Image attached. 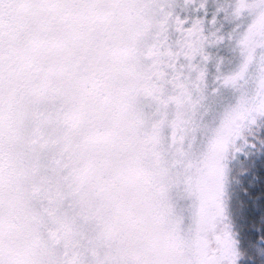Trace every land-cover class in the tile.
<instances>
[{"label": "snow or ice", "instance_id": "snow-or-ice-1", "mask_svg": "<svg viewBox=\"0 0 264 264\" xmlns=\"http://www.w3.org/2000/svg\"><path fill=\"white\" fill-rule=\"evenodd\" d=\"M113 67L116 94H99L104 103L92 105L89 123L114 115L143 149L149 194L170 221L185 165H199L235 122L223 148L218 218L199 236L185 223L161 245L76 223L90 210L81 199L90 185L75 174L64 137L78 126L81 97L110 80ZM258 156L264 0H0V264H254L264 234L245 247L224 197L234 167L255 168ZM262 179L254 175L250 186Z\"/></svg>", "mask_w": 264, "mask_h": 264}, {"label": "rangeland", "instance_id": "rangeland-1", "mask_svg": "<svg viewBox=\"0 0 264 264\" xmlns=\"http://www.w3.org/2000/svg\"><path fill=\"white\" fill-rule=\"evenodd\" d=\"M119 75V68L113 67L110 80L90 85V91L81 97L82 115L78 126L64 137L66 146L76 156L75 174L83 178V183L90 185L89 192L81 197L89 201L90 210L78 213L76 223L82 228H95L103 224L113 238L139 237L161 245L171 240L185 223L195 226L199 236L212 227L213 221L218 218L223 148L235 122L225 125L200 158L199 165L195 160L185 165L190 174L184 179L183 190L174 193L176 219L170 221L158 212V205L149 194L151 173L143 149L125 136L114 115L108 116L97 126L89 123V118L97 115L92 105L98 101L104 103L99 94L115 96V82ZM226 82L233 83L231 80ZM76 91L79 92V88ZM240 159L243 161L244 158ZM249 165L244 163L243 166L238 164L234 167L224 197L230 213L232 210L234 219L239 222L245 218L240 207L243 205L241 197ZM172 209L170 205L169 212ZM189 210L191 219L186 221ZM11 229L19 231L15 224L11 225ZM30 238L25 233L21 240L27 243ZM258 264L263 263L258 261Z\"/></svg>", "mask_w": 264, "mask_h": 264}, {"label": "trees", "instance_id": "trees-1", "mask_svg": "<svg viewBox=\"0 0 264 264\" xmlns=\"http://www.w3.org/2000/svg\"><path fill=\"white\" fill-rule=\"evenodd\" d=\"M255 160L256 167L250 168L249 165V169L244 177L245 182L243 186L245 187L241 201L243 203L242 212L244 213L245 218H243L244 220H242V222H239L238 219H234L235 229L240 232L245 247H247L250 241L253 243L257 242L259 236L264 234V224L261 222V216L264 215V197H261L255 202V207L252 199L253 197L258 196L261 192H264V179L261 180L257 187L250 186L253 182L254 175H259L264 178V156H258ZM245 190L248 192L247 195L245 194ZM259 247L264 248V243H260ZM252 255L254 257V264H258V261L264 264V255H260L258 252H253Z\"/></svg>", "mask_w": 264, "mask_h": 264}]
</instances>
